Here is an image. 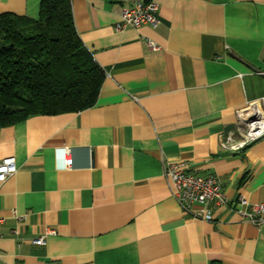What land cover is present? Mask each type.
Masks as SVG:
<instances>
[{"label":"crops","instance_id":"0c3cea01","mask_svg":"<svg viewBox=\"0 0 264 264\" xmlns=\"http://www.w3.org/2000/svg\"><path fill=\"white\" fill-rule=\"evenodd\" d=\"M134 1L71 0L104 72L92 106L0 125L17 166L0 184V264H264V212H235L240 196L264 204V136L221 144L250 104L264 112V0H153L156 27L117 30ZM39 3L0 0V14L36 18ZM162 160L220 177L212 221L181 209Z\"/></svg>","mask_w":264,"mask_h":264},{"label":"trees","instance_id":"16d2710c","mask_svg":"<svg viewBox=\"0 0 264 264\" xmlns=\"http://www.w3.org/2000/svg\"><path fill=\"white\" fill-rule=\"evenodd\" d=\"M103 78L77 35L71 0H40L36 18L0 14V125L92 106Z\"/></svg>","mask_w":264,"mask_h":264},{"label":"built area","instance_id":"2783aa9c","mask_svg":"<svg viewBox=\"0 0 264 264\" xmlns=\"http://www.w3.org/2000/svg\"><path fill=\"white\" fill-rule=\"evenodd\" d=\"M158 4L153 0H136L128 6L122 7L119 13V21L116 24L117 30L124 27H139L150 25L156 27L159 23ZM148 47L155 49L156 45L152 41H147ZM253 108L244 111L242 117L237 121L241 139L233 141L231 136L222 138L221 144L229 150H239L250 142L264 136V112L260 108V103L250 104ZM72 159H65V165L69 167ZM17 169L15 158L7 156L0 160V184L11 176ZM163 176L168 181L172 196L177 201L182 210L190 213L193 204H201L202 211L190 213L191 218L212 221V210L218 206L226 205V197L222 189L221 179L216 174L197 175L188 171L186 162L183 160H162ZM238 203L245 209L237 208L235 212L243 219L252 223L261 220L264 212L263 203L249 205L244 197L238 198ZM248 207V209H247ZM1 222V218H0ZM34 243L43 244L44 236L40 235L34 239Z\"/></svg>","mask_w":264,"mask_h":264}]
</instances>
